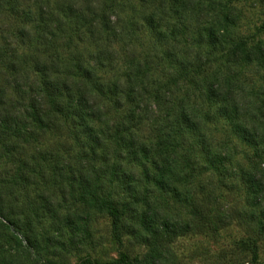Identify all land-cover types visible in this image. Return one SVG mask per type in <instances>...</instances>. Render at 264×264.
<instances>
[{
    "label": "rangeland",
    "instance_id": "1",
    "mask_svg": "<svg viewBox=\"0 0 264 264\" xmlns=\"http://www.w3.org/2000/svg\"><path fill=\"white\" fill-rule=\"evenodd\" d=\"M17 1L21 8L28 5L31 9L39 4L58 7L59 3ZM175 5L174 0H103L98 13L113 8L105 16L115 29L102 32L99 27L92 31L88 27L79 36L66 30L62 42H57L58 50L66 52L60 55L64 67L66 62L70 70L74 69L75 58H80L83 68L91 70L101 83H116L121 92L108 91L96 98L98 120L90 123L88 137L79 135L78 148L73 137L59 126L21 147L19 160L36 171L27 189L11 193L8 181L13 176V166L0 159L3 213H20L35 203L34 199L37 208L43 203L40 198L49 203L51 210L42 219L27 214L32 220L33 236L40 240L39 250H32L39 255V264H121L123 259L130 264H264V185L253 194L246 183L248 175L264 169V64L260 61H264V0H193L190 8L183 4L185 9L179 11L180 15L173 13ZM4 11H0V23L12 26L13 19ZM229 12L231 17L225 20ZM150 18L155 21V32L148 26ZM180 18L187 20L184 31L176 28ZM214 19H220L214 28L220 33V42L209 57L210 48L207 54H199L196 45ZM231 44L242 45L249 59L229 57ZM50 45L45 46L34 34L30 42L17 46L18 56L25 62L22 77L28 78L20 80L17 87L14 83L8 85L6 91L11 100L21 96L17 93L20 87L26 90L24 82L38 84L40 73L35 71V64L37 59L50 55L49 51L46 53ZM131 56L137 62L146 59L151 73L146 76L135 69L125 71ZM173 70L186 77L176 84L170 82ZM214 84L223 87L222 96L218 104L208 106V88ZM230 91L237 103L225 107V113L220 103ZM180 99L203 113L212 109L206 120H201L197 132H183L165 145L160 127H167L165 122ZM236 109L235 122H229L227 114ZM131 112L135 119L129 122ZM244 126L256 130L255 142H248L241 133ZM116 128L126 131L121 134L125 141L134 135L148 149L149 156L165 171L167 188L143 184L144 161L128 159L124 151L117 153L111 138ZM95 137L101 145L91 156ZM201 142L206 144L203 148L208 146L210 155L223 159L219 171L208 168L209 156L205 149L201 150ZM160 143L165 147L160 146L162 153L157 154ZM189 158L194 164L187 162ZM115 166L119 178L112 175L111 179ZM61 167L62 175L69 174L67 169L71 168L82 173L86 181L96 175L101 191H114L119 200L127 201V195L118 189H122L121 179L135 186L138 210L134 216L126 212L119 241L114 237L110 217L90 210L85 205L87 196L79 188L70 190L66 183L60 184L57 178L61 174L56 173ZM3 181L8 185L2 186ZM194 207L207 223L192 215ZM143 211L149 218L145 222L147 230L141 222ZM22 219L28 220L25 216ZM0 223L8 226L4 218L0 217ZM184 225L189 228L184 230ZM175 230V235H169ZM11 232L0 228L5 259L0 257V263L17 264V260L18 264H32L35 257L30 253H15L17 244Z\"/></svg>",
    "mask_w": 264,
    "mask_h": 264
},
{
    "label": "trees",
    "instance_id": "2",
    "mask_svg": "<svg viewBox=\"0 0 264 264\" xmlns=\"http://www.w3.org/2000/svg\"><path fill=\"white\" fill-rule=\"evenodd\" d=\"M102 2L103 0H59L58 7H50L49 5L41 7L39 4L38 8L31 9L28 5H23L21 8V3L17 0H0V11L6 9L4 12L7 13L8 17L13 19L12 26L0 23V159H4L8 165L10 164L11 167L13 166V176L8 181V184L12 186L11 193L22 188V190L27 189L36 173L26 161L19 160L21 147H27L36 137L43 136L50 130H55L57 126H59L73 137L75 146L78 148L80 143L79 135L81 134L84 135V137H88V134L91 133L90 123L96 119L98 120L96 115L98 114L99 103L96 98L104 95L108 91L111 93L121 92L120 86L116 83L107 86L101 83L99 77H96L91 70L83 68V64L79 62L80 58H75L78 64L76 63L77 66L74 69L70 70L66 62L64 67L60 55L64 56L66 52L64 50L61 52L58 50L60 47L58 48L57 46V42H62L66 30H70L72 35L76 34L79 36L82 34L83 29H88V27L91 28V31L99 27L102 32H104L105 29H115L113 26H109L108 18L105 16L107 12L112 11L113 8L108 7L107 12L102 11L101 15L98 13L100 12L98 5ZM192 2L193 0H174V4L176 5L172 9L173 13L175 15H180V10L185 9L183 4L190 8L192 7ZM229 17H231L230 12L228 16L224 18L227 20ZM148 21V26L155 32L156 27L154 25L152 26L155 21L152 18ZM186 22V19H178L177 30H186ZM217 24H220V19H214L212 26L207 29L208 33H206L203 39H200L198 42L199 45H196L199 54H203V52L207 54V49L210 48L212 50L208 53L210 57L212 56L213 50L217 48L218 42H220L218 39L220 33L214 30ZM223 30L226 31V28L224 27ZM34 34L39 37V40H41L45 46L46 43L51 44L46 47V53L49 51L50 55L45 59H37L34 69L36 72L40 73L38 84L31 85L29 81L24 82L26 90H22V87H20L17 93L21 96L18 99L11 100L6 91L8 85L14 83L16 85L15 87H17L20 80L24 81L28 78L22 77L24 74L22 68H24L25 62L18 56L17 48L19 45L23 46L26 40L30 42ZM204 39L205 45H203ZM228 54L229 57H237L239 59L243 57L249 59L250 57L249 54H245L243 46L238 44H231ZM142 59V61L140 60L137 62L134 57L131 56L125 64V71L135 69L146 76L150 74L152 67L149 66L146 59ZM260 61L264 64L263 60ZM208 63L210 62H206V64ZM153 64L154 67L158 65L157 62ZM105 66L109 67L107 65ZM100 68L102 69L103 67L100 66ZM171 74L170 77L173 78L170 82L174 84L186 77L185 74H180L179 76L174 70ZM131 91L133 92L134 90ZM77 92L79 94H77ZM222 92L223 87L221 85H211L207 92V95L210 96L208 98V106H212V103L215 105L216 103L218 104V98L222 96ZM91 93L97 96L94 97ZM19 94L17 96H19ZM226 96L223 97L220 103L223 109L231 103H237L236 97L231 91L228 93V96ZM211 109L212 107L208 108L207 111L203 113V111L197 108H189L186 100H178L172 107V112L167 118L168 121L165 122L167 127H160V131L164 132L165 145H167L166 142L172 137H177L183 132H197L201 120H206V117L209 115L208 111ZM224 112L227 113V110L225 109ZM221 113H223V111H221ZM235 114H238L237 109L235 111L231 110V113L227 114V117L231 118L229 122H235V118H233ZM134 119L131 112V119L129 122ZM125 132L126 131L120 128H116L112 133L111 138L113 139L114 147L117 148V153L120 154V152L124 151L128 159H139V161H144L141 162L144 166L143 184L145 186L152 184L153 186H159V188H167L165 183V171L156 165L153 161V157L151 158L149 156L150 152L148 149L140 144L134 135L125 141L122 137L124 135H121ZM241 133L247 138L248 142H255L254 137L257 136L256 130L244 126L241 128ZM100 145L99 138L95 137L91 149V156H95L94 151L100 148ZM165 145L164 143H160L156 146L157 150L155 153H162L160 146L165 147ZM205 145L206 144L201 142V150L205 149L203 148ZM205 152L209 156L206 162L208 168L213 172L219 171V166H222L223 159H217V157L210 155L208 146H206ZM104 161L107 160L104 159ZM187 162L191 165L194 164L190 158ZM149 164L153 166L151 169H149ZM67 170L69 174L66 176L62 175L64 172L62 167L61 170L56 173L61 174V176L57 178L60 184L66 183L70 190L79 188L80 191L87 196L85 198V205H87L90 210L97 213H104L110 217L114 237L119 241V232L124 226L122 222L126 212H131L133 213L132 216H134V211L136 213L138 210L137 205L139 199L135 195V186L130 183H125L121 179L122 189L120 187H118V189L122 190V193L127 195L125 196L127 201H124V199L119 200L116 198L117 195L114 191H101L99 180L95 178L96 175L91 181H86L82 173L74 171L71 168ZM221 170L223 172L225 171L223 168H221ZM112 175L115 179L119 178L116 166L115 171L111 173V179ZM18 182H20V184L17 185ZM246 183L247 188L254 194V190L257 187L264 185V169L255 170V172L248 175ZM1 184L2 186L8 185L4 183V181L1 182ZM2 190L4 191L5 187H3ZM34 200L35 203H31L27 209H21L20 213H18L19 211L13 213L12 210H6L9 212L8 214H11L8 215L2 212L4 208L3 193L0 191V217L8 222V226L6 227H3L0 223V228L5 231H12L10 235L17 244L14 250L17 255L20 254L21 250L28 256V253H30L35 257L32 264H39L41 259L38 258L39 255L33 251L37 252L39 250L40 240L34 238L31 226L32 220H29L30 218H28L27 214L42 219L45 212L51 209L48 206L49 203H47L46 198H40L43 203L38 208L37 200ZM192 215L203 220V223H207L206 219L202 216L203 214L195 207L193 208ZM22 216H25L29 221L22 219ZM148 219L147 213L143 211L141 213V222H143L145 230H147L145 222L148 223ZM183 228L187 230L189 227L186 225ZM164 229L168 228L166 227ZM166 231H169V229ZM151 234H155V232ZM175 234L176 230L172 231L169 235ZM19 237H21V239ZM156 239L159 240L160 238L156 237ZM46 243L47 242H44V244ZM22 244H25V247H23ZM3 255V247H0V257ZM150 258L152 257H149V259ZM2 260H5L4 256ZM16 262L18 264L19 261L16 260ZM0 264H12V261L8 263L2 261ZM21 264L26 263L22 262ZM46 264L53 263L50 262ZM121 264H130V262L123 259ZM136 264L150 263L147 261L146 263L140 261Z\"/></svg>",
    "mask_w": 264,
    "mask_h": 264
}]
</instances>
